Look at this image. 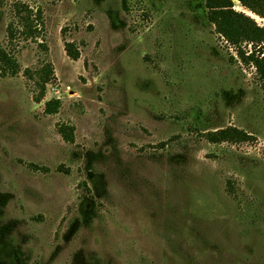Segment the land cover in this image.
Wrapping results in <instances>:
<instances>
[{"label":"rangeland","instance_id":"obj_1","mask_svg":"<svg viewBox=\"0 0 264 264\" xmlns=\"http://www.w3.org/2000/svg\"><path fill=\"white\" fill-rule=\"evenodd\" d=\"M16 1L40 39L8 42ZM0 48L21 65L0 70V264H264V87L205 0H7ZM231 127L250 140L205 138Z\"/></svg>","mask_w":264,"mask_h":264},{"label":"trees","instance_id":"obj_2","mask_svg":"<svg viewBox=\"0 0 264 264\" xmlns=\"http://www.w3.org/2000/svg\"><path fill=\"white\" fill-rule=\"evenodd\" d=\"M7 0H0V6H4ZM240 6L252 15L264 19V0H238ZM208 22L215 27V33L219 35L228 46L236 50L240 63L255 69L259 82L264 87V27L260 26L255 18L245 12L236 10L233 0H205ZM16 22H11L7 27V40L13 44L18 39L38 40L42 36L44 25L42 12H34L30 6L16 1L12 6ZM66 29L62 30L65 34ZM251 45V52H247L244 45ZM42 45V44H39ZM67 56L76 61L80 59V53L73 42L65 41ZM0 70L2 75L15 77L20 74L21 65L11 53L0 48ZM26 75L33 79L38 92L34 97L37 103L44 101L46 86L53 75L52 64L38 73V79L26 70ZM61 107V100H50L45 104V113L56 114ZM59 133L67 143L74 142V128L60 126ZM206 140L212 144L242 143L250 140V136L237 128H226L205 135Z\"/></svg>","mask_w":264,"mask_h":264}]
</instances>
